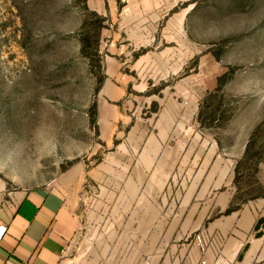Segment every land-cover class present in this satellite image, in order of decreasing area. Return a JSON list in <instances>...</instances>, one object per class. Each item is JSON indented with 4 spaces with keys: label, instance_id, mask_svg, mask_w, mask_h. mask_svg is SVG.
Instances as JSON below:
<instances>
[{
    "label": "rangeland",
    "instance_id": "1",
    "mask_svg": "<svg viewBox=\"0 0 264 264\" xmlns=\"http://www.w3.org/2000/svg\"><path fill=\"white\" fill-rule=\"evenodd\" d=\"M90 6L0 0V175L85 171L60 264H264V0Z\"/></svg>",
    "mask_w": 264,
    "mask_h": 264
},
{
    "label": "crops",
    "instance_id": "2",
    "mask_svg": "<svg viewBox=\"0 0 264 264\" xmlns=\"http://www.w3.org/2000/svg\"><path fill=\"white\" fill-rule=\"evenodd\" d=\"M88 1L94 10H112L121 18L134 9L128 30L140 32L146 29L143 23L148 20L144 10L151 7L150 20L156 21L179 0H167L166 5L155 0L151 6L143 4L145 0ZM141 58L139 54L136 60ZM84 178L85 171L75 167L44 184L28 187L13 185L0 175V226H6L0 240V264L61 263L63 252L82 226L77 194Z\"/></svg>",
    "mask_w": 264,
    "mask_h": 264
},
{
    "label": "built area",
    "instance_id": "3",
    "mask_svg": "<svg viewBox=\"0 0 264 264\" xmlns=\"http://www.w3.org/2000/svg\"><path fill=\"white\" fill-rule=\"evenodd\" d=\"M5 231H6V226L1 225L0 226V240H1V238H2V236H3Z\"/></svg>",
    "mask_w": 264,
    "mask_h": 264
},
{
    "label": "trees",
    "instance_id": "4",
    "mask_svg": "<svg viewBox=\"0 0 264 264\" xmlns=\"http://www.w3.org/2000/svg\"><path fill=\"white\" fill-rule=\"evenodd\" d=\"M228 210H229V209H228ZM259 224H260V220L257 222L256 226L258 227V226H259Z\"/></svg>",
    "mask_w": 264,
    "mask_h": 264
}]
</instances>
